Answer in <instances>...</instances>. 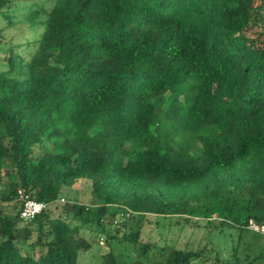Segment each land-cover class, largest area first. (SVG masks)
<instances>
[{"label":"trees","instance_id":"trees-1","mask_svg":"<svg viewBox=\"0 0 264 264\" xmlns=\"http://www.w3.org/2000/svg\"><path fill=\"white\" fill-rule=\"evenodd\" d=\"M44 1L0 0L39 30L0 68V264H264V0ZM149 214L236 240L151 243Z\"/></svg>","mask_w":264,"mask_h":264},{"label":"rangeland","instance_id":"rangeland-1","mask_svg":"<svg viewBox=\"0 0 264 264\" xmlns=\"http://www.w3.org/2000/svg\"><path fill=\"white\" fill-rule=\"evenodd\" d=\"M33 1L29 0L28 5L32 4ZM38 2H43L45 6L48 5V2L44 0H38ZM256 2L254 0L253 4L255 5ZM12 8L14 9L10 10V16H4L0 12V68L7 65L6 60L11 55V51L27 58L33 50V44L30 41L37 38L39 34L36 27H30V23L26 22L28 16L26 5L23 6L19 3L14 7L12 5ZM251 29H255L254 24ZM179 99L181 101L183 96L180 95ZM81 234L89 239L94 236V233L87 229L82 230ZM236 236V230H225V233H220L213 225L207 224L205 220L187 219L185 215L165 217L158 214H149L144 220L142 232V238L151 243L169 247H187L193 250L203 249V254L208 258L209 256L214 257L216 253L221 257H227ZM99 241L100 238L97 243H94L93 247L96 249L101 248L100 250L105 252L107 250L105 240L103 239V244H100ZM89 259V256L84 255L81 262L83 264H100V259L96 255L92 257V261L95 260L94 263L89 262ZM191 264H202V262L197 260Z\"/></svg>","mask_w":264,"mask_h":264},{"label":"built area","instance_id":"built-area-1","mask_svg":"<svg viewBox=\"0 0 264 264\" xmlns=\"http://www.w3.org/2000/svg\"><path fill=\"white\" fill-rule=\"evenodd\" d=\"M17 197L21 203L19 216L23 220L33 219L36 215L40 214L47 207L45 202L33 199L24 188L19 187L17 189ZM250 227L264 234V223L262 225L251 223ZM99 243L103 244L102 237H100Z\"/></svg>","mask_w":264,"mask_h":264}]
</instances>
